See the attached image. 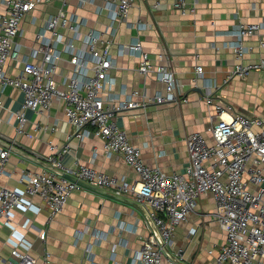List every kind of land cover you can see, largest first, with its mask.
I'll return each mask as SVG.
<instances>
[{"label": "crops", "instance_id": "crops-1", "mask_svg": "<svg viewBox=\"0 0 264 264\" xmlns=\"http://www.w3.org/2000/svg\"><path fill=\"white\" fill-rule=\"evenodd\" d=\"M156 1L160 4L154 8ZM173 1L135 0L126 19L115 22L109 18L105 0L86 4L69 0L66 10L69 16L85 23L80 27V37L74 41L75 47H81L91 31L101 32L104 41H111L109 52L114 66L109 80L114 85L103 92V97L123 99L124 90L130 93L138 89L137 100L141 101L144 96L165 93L164 84L137 71V56L119 55L120 45L139 38L153 64L166 62L158 58L160 55L168 58L180 83L177 93L187 97L188 102L148 104L120 113L117 121L130 142L141 148L147 166L158 167L167 174H184L189 163L185 138L199 133L212 142L209 129L211 116L217 114L215 104L230 106V111L222 115L226 119L232 113L264 118V72L252 70L244 77L231 75L237 63H258L264 57V50L258 47L264 29L242 40L245 47L252 49L240 60L231 47L237 41L234 33L239 24L264 21V0H186L194 12L185 14L172 7ZM59 8L58 0H48L26 15L17 38L21 58H29L39 46L35 35ZM5 12L0 0V18ZM137 23L142 29L136 28ZM59 31L65 39L72 38L66 29ZM197 65L202 67L199 76L195 73ZM6 71L16 75L19 69L8 64ZM72 74L73 65L64 54L54 77L60 89L66 88L64 81ZM207 95L213 99L211 107L203 101ZM22 102L21 91L0 85V149L10 150L0 187L23 190L25 185L19 182L22 173H49L53 159L68 168L89 167L118 184L122 180L129 184L136 181V174L121 156H107L101 139L90 136L82 141L68 140L73 127L66 120L62 103L53 102L49 111L42 113L24 111L23 133H17L15 116L21 111ZM51 144L59 150L67 144L69 147L58 154L50 149ZM98 190L75 191L52 219L39 197L26 198L39 211L18 208L8 222L0 218V264L14 263L13 247L38 263L46 260L48 264H130L149 235L144 210L131 193L117 197L113 188ZM215 208L212 196L204 194L195 212L175 227L171 250L182 256L183 264H215L219 248L225 243V234L212 217ZM43 232L45 237L41 238ZM78 233L81 238L76 241Z\"/></svg>", "mask_w": 264, "mask_h": 264}, {"label": "built area", "instance_id": "built-area-1", "mask_svg": "<svg viewBox=\"0 0 264 264\" xmlns=\"http://www.w3.org/2000/svg\"><path fill=\"white\" fill-rule=\"evenodd\" d=\"M47 1L3 0L6 12L0 18V85L23 93L21 111L15 116L16 132L23 133L24 111L42 113L49 111L53 102L62 103L66 120L73 127L68 140L82 141L90 136L101 139L107 156H121L137 179L133 184L124 180L118 184L113 178L89 167L68 168L60 160L53 159L49 173H22L19 182L25 185L23 190L0 187V218L8 222L18 208L38 212L39 209L26 198L39 197L48 207L49 219H52L63 210L75 191L93 192L67 179L65 176L68 175L97 189L113 188L117 197L128 193L135 195L146 215L149 235L130 264H183L182 256L174 255L171 250L175 227L195 212L202 195L210 194L216 204L212 217L225 234V243L219 248L215 264H264V118L232 113L226 119L222 115L230 111V106L215 104L217 114L211 116L213 122L209 129L212 142L199 133L185 138L189 163L184 174H167L158 167L147 166L141 148L130 142L117 119L122 112L144 108L148 104L188 102L187 97L177 93L180 83L168 58L160 55L158 58L166 62L153 64L139 38L120 45L119 55L137 56V71L164 84L165 93L144 96L141 101L137 100L138 89H132L130 93L124 90L123 99L103 97V92L114 85L109 80V71L114 66L109 52L111 41H104L103 33L91 31L83 39L82 46L75 47L74 41L80 37V27L85 23L68 15L69 0H58V12L49 16L42 30L35 35L39 46L32 50L29 58H21L17 43L21 23L31 10ZM105 1L112 22L126 19L135 2ZM90 2L79 0L80 4ZM159 4L156 1L154 8ZM172 7L182 14L194 12L186 0H174ZM60 28L66 29L72 38L65 39ZM136 28L142 29V25L137 23ZM263 29L264 21L237 26L234 33L237 41L231 45L236 59L240 60L252 49L245 47L242 40ZM258 47L264 50V37L259 40ZM64 54L70 58L73 74L64 81L66 88L63 90L54 77ZM8 64L19 69L18 74H8ZM252 70L264 72V57L258 63H237L231 75L244 77ZM195 73L201 75L202 67L195 66ZM203 101L208 107L213 104L211 95L204 96ZM68 147L69 144L59 150L50 145V149L58 154L65 153ZM9 156V149H0V177ZM40 237L44 238L45 232ZM80 238V233L76 234V241ZM96 238L102 239L99 235ZM11 255L13 264H48L46 260L38 263L15 247Z\"/></svg>", "mask_w": 264, "mask_h": 264}, {"label": "water", "instance_id": "water-1", "mask_svg": "<svg viewBox=\"0 0 264 264\" xmlns=\"http://www.w3.org/2000/svg\"><path fill=\"white\" fill-rule=\"evenodd\" d=\"M65 177H66L67 179H69L70 181L77 182L78 184L82 185L83 187H86V188H89V189H91V190H93V191H98V192H99V190H98L97 188H95V187H91V186H88V185H86V184H84V183H82V182H78L76 179H74V178H72V177H70V176H68V175H66Z\"/></svg>", "mask_w": 264, "mask_h": 264}]
</instances>
